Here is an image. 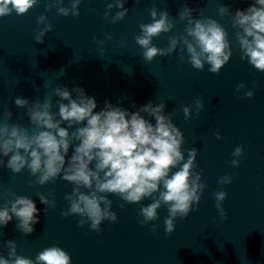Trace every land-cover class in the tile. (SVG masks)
Returning <instances> with one entry per match:
<instances>
[{
  "label": "water",
  "instance_id": "water-1",
  "mask_svg": "<svg viewBox=\"0 0 264 264\" xmlns=\"http://www.w3.org/2000/svg\"><path fill=\"white\" fill-rule=\"evenodd\" d=\"M47 2L40 0L26 15L13 12L0 18V112L10 109L11 122L28 125L25 109L16 107L14 99L42 100L51 91L45 83L51 87L66 85L69 90L82 87L96 98V111L103 108L105 100L116 104L125 96L128 99L120 106L130 111L136 110L132 102L137 107L149 101L164 102L165 112L172 114L184 134L185 156L191 147L199 150L197 171L206 187L199 205L187 218H177L170 235L164 232L166 207L158 210V220L142 227L139 207L151 203V199L121 208L122 201L115 196L109 198L118 220L104 221L97 233L88 225L78 227L79 217L61 216V211L68 208L64 197L72 191L71 183L57 178L44 186H29L28 181L35 177L27 170L13 174L6 167L0 168V207L12 198L8 193L14 192L31 197L41 210L31 234L23 235L16 229L15 217L0 229V253L7 256L4 241L13 240L18 254L33 259L44 248L59 246L70 254L72 264H264V73L240 59L231 20L218 14L222 3L234 12L246 9L252 0H126L124 6L130 11L116 24L103 17L110 0H83L79 17L59 16L55 8L46 12ZM68 3L65 0V5ZM185 3L193 9H204L205 16L216 19L228 31L233 54L219 74L210 73L207 65L203 71L192 68L186 53L183 62L177 53L157 57L151 63L141 55L135 36L140 34L141 23L151 21L148 9H166L175 18ZM42 13L52 30L45 35L44 43H36V18ZM193 15L198 17L199 12ZM183 29L184 23L177 19L173 32L154 38V45L167 47L168 37L182 34ZM107 35L113 39L105 40ZM101 40H105L103 45L98 43ZM241 82L246 88L238 93L235 89ZM246 90H252L254 96L244 98ZM197 98L203 100L205 108L198 117L193 114L186 121L182 107ZM217 132L221 139L216 138ZM238 145L244 154L238 158L239 167H233L232 153ZM226 174L232 175L231 184H218ZM220 190L227 193L222 202L226 220L215 207L214 194ZM38 192L55 195L56 207L47 214ZM152 224L157 225L155 232Z\"/></svg>",
  "mask_w": 264,
  "mask_h": 264
},
{
  "label": "clouds",
  "instance_id": "clouds-1",
  "mask_svg": "<svg viewBox=\"0 0 264 264\" xmlns=\"http://www.w3.org/2000/svg\"><path fill=\"white\" fill-rule=\"evenodd\" d=\"M82 2L69 0L65 5V0H48L45 11L55 8L59 16L79 17ZM125 2L110 0L104 19L110 18L112 24L122 21L130 11L125 8ZM39 3L40 0H0V18L13 12L17 16L26 15ZM197 11L198 17L193 15ZM148 13L151 21L141 23L140 34L135 36L145 62L151 63L157 57L173 53H177L183 62L186 53L192 68L203 71L207 65L210 73L219 74L230 61L233 51L228 31L216 19L205 16L204 9H193L185 3L175 18L166 9L158 10L155 6L149 8ZM218 14L231 20L240 59L264 73V0H252L249 7L237 8L234 12L222 3ZM177 19L184 23L183 33L169 36L165 48L154 45V38L173 32ZM36 23L34 41L44 43L52 25L43 13L36 18ZM41 25L43 27H39ZM112 39V35L105 37V40ZM105 40L98 43L103 45ZM252 85L256 86L254 80ZM44 87L51 91L46 92L42 100L14 99L16 107L25 109L28 125L11 122L13 113L10 109L0 112V168L6 167L13 174L27 170L35 177L34 181H28L29 186H44L57 178L71 183L74 187L64 197L68 208L60 214L65 218L79 217L80 228L88 225L99 233L104 221L116 223L118 216L112 210L113 200L109 198L115 196L122 201L121 208L125 204L140 205L143 200L151 199V203L139 207L138 222L142 227L158 220V210L166 207L164 232L166 236L172 234L177 218H187L199 205L206 185L197 171L199 150L191 147L185 156L184 134L173 122L172 114L165 112L166 103L149 101L137 107L132 102L131 107L136 110L130 111L120 106L128 99L125 96L116 104L105 100L103 108L96 111V98L89 96L82 87L73 86L69 90L66 85L51 87L49 83ZM245 88L246 84L241 82L235 90L239 93ZM253 96L252 90L243 91L244 98ZM53 97L57 98L55 102ZM204 108L203 100L197 98L193 104L182 107L184 119L191 120L193 114L198 117ZM215 135L217 139L222 138L219 132ZM243 154L244 149L236 146L230 162L233 167H239L238 158ZM231 182V174L217 181L220 185ZM8 195L12 198L0 207V229L15 217L16 229L23 235L31 234L34 225L39 223L41 210L29 196L14 192ZM214 195L215 207L221 219L226 220L222 202L227 193L220 190ZM37 196L45 205V214L56 207L54 193L38 192ZM151 227L155 232L157 225ZM4 247L8 250L7 256L0 253V264H72L70 254L56 245L44 248L34 259L18 254L17 243L13 240L4 241Z\"/></svg>",
  "mask_w": 264,
  "mask_h": 264
}]
</instances>
